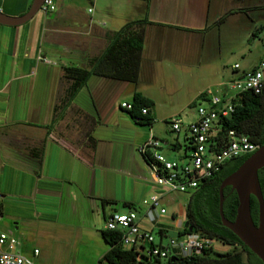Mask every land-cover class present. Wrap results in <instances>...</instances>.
Masks as SVG:
<instances>
[{"label":"crops","instance_id":"0c3cea01","mask_svg":"<svg viewBox=\"0 0 264 264\" xmlns=\"http://www.w3.org/2000/svg\"><path fill=\"white\" fill-rule=\"evenodd\" d=\"M31 1L0 0V11L19 16L26 12ZM136 1L141 3L135 4ZM220 1L210 24L208 14L201 26L198 18L196 23H184L170 16L149 17L150 6H138L143 0H124L128 10L124 22L139 19L130 18V11L137 7L139 13L143 12L142 17L147 12L149 21L137 82L127 83L123 88L114 79L104 78L90 85V77L83 87L89 101H77L82 88L53 125L50 124L54 105L66 87L62 68L84 66L88 57L102 50L106 44L105 33L115 31L105 27L109 24V11L103 10L99 0H90L91 6L83 0H54L55 10L51 12L37 11L30 20L17 26L0 24L2 230L18 235L20 226L25 224L56 255L89 250L94 258H99L96 246L105 242L100 231L109 213L130 208L143 213L147 208L141 205V200L154 192L160 193L165 209L166 204L173 205L172 193L162 191L153 183L150 166L137 152V147L149 136V127L134 122L116 100L121 88L130 94L129 102L134 91L151 99L154 120L150 128L153 130L155 121L165 122L174 114L160 115L158 107L171 104L181 87L180 97L184 100L180 111L187 107L191 110L188 118L192 120L195 113L189 104L207 87L199 86V69L207 61L204 52L209 34L214 32L219 52L224 40L221 30L226 22L233 15L247 16L264 5H252L255 8L246 12H231L217 22L228 10L252 7H233L232 0ZM108 4L114 10L116 1L110 0ZM181 4L171 11L185 14L186 7ZM100 17H105L107 22ZM238 69H233L236 76L246 70L238 72ZM180 133L169 139L161 138L165 142L162 152L168 159H178L186 151L184 133L182 141ZM89 136L94 138L93 145L88 143ZM151 214L156 216L153 230L163 228L170 232L173 227L180 229L183 225L185 206L177 205L170 213V220L162 218L156 209ZM140 222L144 227H151L146 219ZM34 249L24 246L19 251L35 262L44 260L33 253Z\"/></svg>","mask_w":264,"mask_h":264},{"label":"built area","instance_id":"2783aa9c","mask_svg":"<svg viewBox=\"0 0 264 264\" xmlns=\"http://www.w3.org/2000/svg\"><path fill=\"white\" fill-rule=\"evenodd\" d=\"M55 10L54 0H43L39 11L43 14ZM91 11V9H88ZM236 63L232 66L237 69ZM226 87L235 93L220 95L214 87ZM264 87V62L260 61L251 68L243 70L233 78L209 85L201 90L189 104L194 109L195 117L185 122L180 113H174L165 119L170 130L184 133L186 151L178 159H168L162 152L165 142L154 135L149 127V136L137 147V152L146 160L153 173V183L165 192H191L202 179L213 176L228 160L252 153L259 144L247 135L228 130L225 138H218L217 122L227 117L234 109L237 95L252 91L261 93ZM124 111L131 110L129 101L119 104ZM148 108L141 109L146 114ZM147 159H149L147 161ZM1 199V195H0ZM147 210L140 213L135 208L126 211H113L103 221V229L119 231V242L125 247H134L141 256L149 259L166 260L170 257L189 258L201 255L212 248L213 239L198 232H183V225L170 236L163 228L153 230L156 216L151 214L156 209L159 215L166 213L161 204V195L154 192L141 200ZM1 216V203H0ZM146 219L151 227L141 225ZM18 239L10 232L0 228V264H37L30 257L17 250ZM33 253L36 255L37 250Z\"/></svg>","mask_w":264,"mask_h":264},{"label":"trees","instance_id":"16d2710c","mask_svg":"<svg viewBox=\"0 0 264 264\" xmlns=\"http://www.w3.org/2000/svg\"><path fill=\"white\" fill-rule=\"evenodd\" d=\"M261 7V6H260ZM264 7V5H262ZM231 9L225 12L217 22L222 21L231 12L253 9ZM149 23L146 16L127 20L118 30L105 33L106 44L96 55L88 57L84 66H67L62 68V80L66 87L60 101L54 105L53 125L63 114L78 92L86 85L91 76L136 83L138 80L141 54L144 42L145 27ZM233 111L217 122V137H226L228 130L247 135L259 145L264 142V87L261 93L246 91L237 95ZM131 110L126 111L134 122L151 126L153 101L139 91H134ZM148 108L141 114L142 108ZM89 136V145L94 144ZM249 154L226 161L213 176L202 179L196 189L189 192L185 205V220L192 226V231L202 236L229 245L231 250L210 254L208 251L189 258L147 259L138 258L134 247L125 248L120 242L119 231L101 230V236L107 243L106 251L98 258L96 264H262L261 260L227 227L223 226L218 213V186L221 180L235 170ZM149 159H147L148 161ZM258 180L264 199V167L258 170ZM222 211L225 218L232 220L235 215L238 199L236 192L230 187L223 188ZM106 202L105 200H102ZM250 213L254 223L257 222V200L250 195ZM183 227V232H187Z\"/></svg>","mask_w":264,"mask_h":264},{"label":"rangeland","instance_id":"374dc122","mask_svg":"<svg viewBox=\"0 0 264 264\" xmlns=\"http://www.w3.org/2000/svg\"><path fill=\"white\" fill-rule=\"evenodd\" d=\"M100 5L103 10L106 12L109 11L108 17L109 24H106L105 27L110 30H118L125 22L123 21L126 18V6L124 4V0H115L116 5L114 10L109 8V1L110 0H99ZM144 3L138 4L140 7L141 5L150 6V15L149 17L153 18H169L174 17L176 20H182L184 23L193 22L196 23V19L198 18V25L204 26L205 24V17L209 14V24L213 20V15L215 14L216 10L219 9L221 5L220 0H213L210 8L208 9V4L210 0H143ZM228 1V0H227ZM84 4L87 6L89 5L90 0H83ZM141 3L140 1H136L135 4ZM178 3H182L186 7L185 14L181 13H174L173 8ZM264 0H232V6H252V5H260L263 4ZM181 4V5H182ZM180 7V5H178ZM192 6H195V10ZM162 7V8H161ZM199 11H198V10ZM257 11L252 13H248L247 16H237L233 15L226 24L222 27V37L223 43L217 51V43L216 38L213 36V33H210L207 38V50H205L206 54V62H203L199 72V86L204 87L212 84L215 85L216 82L227 81L234 76H236V72L233 70L232 65L237 63L239 65L238 72L241 69H249L254 64L263 61L264 62V7L256 8ZM146 10V8H145ZM259 10V11H258ZM140 12V8H135L134 10L130 11L131 19L132 18H140L143 12ZM106 15V14H105ZM103 15V16H105ZM147 15V12H146ZM145 15V16H146ZM102 16V15H100ZM107 16V15H106ZM183 17V18H182ZM246 17V18H245ZM102 20H106L105 17H100ZM208 24V25H209ZM92 80L90 81V85H92L93 81H97V79L104 80V77L98 78L95 76H91ZM116 83L120 85H127L125 81L115 80ZM214 83V84H213ZM130 85V84H128ZM120 89V96L117 98L116 102L120 103L122 101H129L130 94H125L124 89ZM217 88L220 95L229 96L235 93V90L227 89L226 87H214ZM181 94V87H179V92L174 95L173 99L171 100V104L166 105H159L158 112L160 115L171 114L175 112L181 113L180 110L183 102V98L180 97ZM179 96L176 99V96ZM77 101L80 103H84L89 101V95L87 90L83 88L77 98ZM191 110L187 107L181 113L182 118L185 122L186 120H190L188 118V114ZM147 128V127H146ZM153 132L159 138H167L171 137L175 132L169 131L165 133L164 131H168L170 129L169 124L164 122L163 120L155 121L153 124ZM183 132L179 134L180 141H182ZM171 157H173L174 153L170 151H165V153ZM171 197H173V205L166 204V213L162 215V218L165 220H170V213L176 209L177 205H182L183 207L186 205L189 192H171ZM125 211V210H122ZM121 211V212H122ZM7 221V219H4ZM100 228V223L98 224ZM9 230V229H6ZM179 230V227H173V233H176ZM34 233L33 236L30 233ZM99 232V229H98ZM18 235H14L18 239V246L17 250L19 251L24 246H29L32 248H36L39 257L44 258V260L36 261L37 264H96L97 258H94V255L89 250L79 251V252H69L65 251V253L56 255L50 249L47 242L38 236H36L34 230L28 226L21 225L19 228ZM21 234L23 236H21ZM31 237L32 239L26 241L25 238ZM96 237H99L98 235ZM100 243V240L98 238ZM104 244H97L96 249L99 251V255L101 256L103 250H105L108 245L103 242ZM21 247V248H20ZM232 247L229 245H223L216 240H213L210 254L214 255L215 253H223L226 251L231 250ZM20 252V251H19ZM37 255V254H36ZM35 262V261H34ZM103 264V263H102Z\"/></svg>","mask_w":264,"mask_h":264},{"label":"water","instance_id":"95a60500","mask_svg":"<svg viewBox=\"0 0 264 264\" xmlns=\"http://www.w3.org/2000/svg\"><path fill=\"white\" fill-rule=\"evenodd\" d=\"M43 0H32L30 6L19 16H9L0 11V24L17 26L30 20L39 11ZM264 167V142L231 173L226 175L218 186V213L223 226L232 231L264 264V199L258 180V170ZM230 186L237 195L238 204L232 220L224 217L222 211L223 188ZM250 195L257 200V222L250 213ZM183 227L192 231L185 220ZM170 236L176 233L169 232ZM175 259V257H170Z\"/></svg>","mask_w":264,"mask_h":264}]
</instances>
